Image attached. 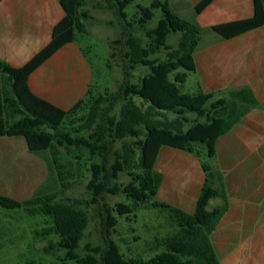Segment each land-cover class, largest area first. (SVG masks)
Returning a JSON list of instances; mask_svg holds the SVG:
<instances>
[{"label": "trees", "instance_id": "obj_1", "mask_svg": "<svg viewBox=\"0 0 264 264\" xmlns=\"http://www.w3.org/2000/svg\"><path fill=\"white\" fill-rule=\"evenodd\" d=\"M105 1L121 28L120 38L113 42L123 63V82L116 92L99 93V85L93 82L84 97L65 111L29 89L28 78L39 66L74 43L77 35L88 33L86 22L92 17L84 8L85 0H59L64 17L53 28L50 43L26 65L13 68L0 61V137L23 138L28 151L35 155L49 152L45 164L54 183L64 180L57 158L60 148L86 152L88 161H94L86 185L89 199H57L60 192L44 186L48 179L25 201L0 194V207L50 217L52 231L60 239L57 247L66 250V258L78 264H220L211 235L227 212V199L220 173L200 160L204 182L192 214L159 201L151 203L152 207L168 210L177 228L172 236L157 242L158 254L148 261L127 260L112 239L117 226L113 214L129 220L138 208L156 199L163 176L155 170V162L162 147L199 159V148L204 146L207 158L213 160L218 138L257 106L248 87L230 90L227 96L205 93L199 87L191 95L180 91L187 74L196 71L194 54L201 29L195 17L214 0H201L191 7L190 22L181 19L168 1L154 0L148 8L138 5L131 17L125 10L135 0ZM251 1L252 17L217 24L209 31L230 40L263 27L264 0ZM154 9L161 10V19L154 28L146 29L154 18ZM136 28L145 30L146 44L134 35ZM175 35L179 40L172 48L168 39ZM163 51V58H151ZM136 67L148 73L131 83V71ZM121 174L129 178L127 184L118 183ZM106 195H122L132 205L121 202L110 207L104 203ZM216 198L223 204L208 211L209 201ZM85 206L99 208L103 247L86 245V254L78 257L76 250L89 223L82 209Z\"/></svg>", "mask_w": 264, "mask_h": 264}, {"label": "crops", "instance_id": "obj_2", "mask_svg": "<svg viewBox=\"0 0 264 264\" xmlns=\"http://www.w3.org/2000/svg\"><path fill=\"white\" fill-rule=\"evenodd\" d=\"M199 1L181 0L180 8L191 12ZM252 16L251 0H214L195 17L201 29L194 54L196 90L227 96L230 90L248 87L257 100V106L215 145L212 165L221 175L228 206L211 235L220 264H264V26L230 40L209 31ZM63 17L59 0H0V61L13 68L26 65L50 43ZM93 80L92 66L75 41L39 66L28 86L35 96L67 111ZM19 138L0 137V194L25 201L45 181L47 167ZM155 170L163 176L156 199L192 214L204 182L199 159L162 147ZM212 201L208 211L223 204L216 198L208 206Z\"/></svg>", "mask_w": 264, "mask_h": 264}, {"label": "rangeland", "instance_id": "obj_3", "mask_svg": "<svg viewBox=\"0 0 264 264\" xmlns=\"http://www.w3.org/2000/svg\"><path fill=\"white\" fill-rule=\"evenodd\" d=\"M153 1L135 0L125 11L131 17L136 12L138 5L148 8ZM159 1H168L181 19L190 20L191 12L180 8L182 6L181 0ZM85 4V9L89 11L92 18L86 22L88 33L77 35L76 43L84 51L92 66L93 82L99 85L98 92L114 93L123 82L122 59L114 50L113 45V42L121 36V28L115 13L108 7L105 0H85ZM153 13L154 18L147 23L146 29L154 28L161 19L160 9H154ZM134 35L141 38L146 44L145 30L136 28ZM178 40L179 36H170L168 45L175 48ZM164 56L165 52L163 51L151 58H163ZM179 72H182V70H179ZM147 73V69L136 67L134 71H131L129 81L137 83ZM172 77H170L171 80ZM195 79L193 74L188 73L185 84L180 87L181 93L194 94L196 92ZM135 101L138 102L139 99L135 98ZM190 117L191 119L194 118V116ZM19 139L25 145L24 139ZM115 146L119 148L120 143ZM199 151V160L204 164L212 165V160L207 158L205 147L201 146ZM78 156L80 157L79 160L76 159ZM47 157H49V152L40 154V158L44 160ZM57 158L61 164L64 180L54 183L53 178L47 173L48 178L46 177L45 181L50 180L46 183L44 181L42 185L45 183L44 186H49L52 191H59L60 194L57 199H89L86 185L90 179L89 166L94 161L89 162L84 151L66 150L64 148L59 149ZM128 182L129 178L125 174H121L118 183L127 184ZM155 201L158 200L154 198L145 207L138 208L129 220L125 216L113 214L117 226L112 239L127 260L148 261L152 259L160 252L155 248L157 242L172 236L177 230L168 210L151 206V203ZM121 202L132 205L131 201H127L122 195H106L104 197V203L110 207ZM214 203L212 201L207 210H210ZM82 209L87 212L89 223L84 232V238L76 250L78 257H83L86 254V245L103 247L99 208L97 206H85ZM59 240V237L52 231L50 217L43 215L29 216L22 209L6 210L0 207V264H78L66 258V250L57 247L56 244Z\"/></svg>", "mask_w": 264, "mask_h": 264}]
</instances>
